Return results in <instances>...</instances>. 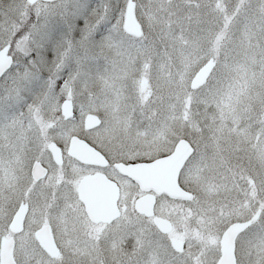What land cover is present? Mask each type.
I'll return each instance as SVG.
<instances>
[{
  "label": "snow or ice",
  "instance_id": "obj_1",
  "mask_svg": "<svg viewBox=\"0 0 264 264\" xmlns=\"http://www.w3.org/2000/svg\"><path fill=\"white\" fill-rule=\"evenodd\" d=\"M0 264H264V0H0Z\"/></svg>",
  "mask_w": 264,
  "mask_h": 264
}]
</instances>
